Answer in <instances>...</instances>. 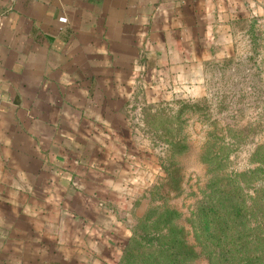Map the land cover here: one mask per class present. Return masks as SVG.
I'll return each instance as SVG.
<instances>
[{
	"label": "crops",
	"instance_id": "0c3cea01",
	"mask_svg": "<svg viewBox=\"0 0 264 264\" xmlns=\"http://www.w3.org/2000/svg\"><path fill=\"white\" fill-rule=\"evenodd\" d=\"M256 30L264 0H0V264L110 258L137 75L199 69Z\"/></svg>",
	"mask_w": 264,
	"mask_h": 264
},
{
	"label": "rangeland",
	"instance_id": "374dc122",
	"mask_svg": "<svg viewBox=\"0 0 264 264\" xmlns=\"http://www.w3.org/2000/svg\"><path fill=\"white\" fill-rule=\"evenodd\" d=\"M253 33L245 51L201 55L199 69L139 72L106 207L117 247L81 264H218L196 208L235 185L254 206L243 254L264 264V37Z\"/></svg>",
	"mask_w": 264,
	"mask_h": 264
},
{
	"label": "trees",
	"instance_id": "16d2710c",
	"mask_svg": "<svg viewBox=\"0 0 264 264\" xmlns=\"http://www.w3.org/2000/svg\"><path fill=\"white\" fill-rule=\"evenodd\" d=\"M220 190L218 198L211 197L200 201L196 208L199 229L212 248L210 256H213L218 264H260V258L253 253L243 254L246 245L251 243L252 239L245 238L247 234H244V230L247 227L244 230L240 229V226L250 224L253 204L247 202V196L243 193L241 195V190H238L236 185ZM263 195L262 192L256 197L261 198ZM263 226L264 223H260L259 228ZM248 227L254 228L251 225ZM257 232H260L258 227ZM258 236H262L261 233ZM171 242L174 243L172 240Z\"/></svg>",
	"mask_w": 264,
	"mask_h": 264
}]
</instances>
